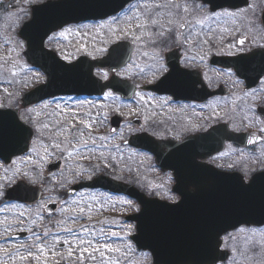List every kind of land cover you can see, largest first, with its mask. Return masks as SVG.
I'll use <instances>...</instances> for the list:
<instances>
[{"label": "flooded vegetation", "instance_id": "1", "mask_svg": "<svg viewBox=\"0 0 264 264\" xmlns=\"http://www.w3.org/2000/svg\"><path fill=\"white\" fill-rule=\"evenodd\" d=\"M123 1L21 0L16 14L27 11L24 21L32 23L31 44H41L46 62L57 59L74 62L82 56L96 59L110 52L108 68L96 69L95 73L109 79L117 61L121 68L115 73L127 85L123 97L112 90L102 95L58 94L22 108L21 98L15 105L3 104L0 75V109H14L21 116L31 112L25 121L33 129L26 155L13 157L9 164L0 157V174H4L0 176V192L4 193L0 205L17 210L42 206L44 211L45 205L54 201L60 209L52 217L60 215L61 205L74 185L99 175L114 177L116 144H122V158L128 167L123 180L150 197L171 203L178 202L181 194H194L209 186L212 170L235 174L247 183L264 171V0H129L124 9L114 14L81 19L46 31L60 21L58 17L64 8L61 4L105 7ZM173 4L181 7L175 8ZM145 5L150 7L145 10ZM110 7L111 12L118 9L117 5ZM39 10L43 15L36 20L35 11ZM148 11L150 14H146ZM225 12L233 15H215ZM147 15L158 17L159 25L136 28L135 24L144 23L143 17ZM128 16L139 20L128 21ZM206 16L210 18L203 24L196 22ZM169 19L173 20L172 24H168ZM226 22H231L228 30L224 29ZM180 24L184 27L180 28ZM168 28L172 30L165 31ZM161 31H165L164 36L158 35ZM61 32L67 38L61 37ZM137 36L141 38L136 39ZM241 40L243 44L239 43ZM161 64L166 72H160ZM42 78L44 82L47 75ZM131 86L135 87L133 93ZM116 99L123 104L117 133L113 131ZM40 109L43 115L36 120L33 113ZM81 121L89 123L91 128ZM40 132L44 139L39 146L37 143L43 136ZM81 132L89 141L87 147L77 143ZM57 143L59 148L52 147ZM29 155L35 157L29 160L28 173L18 168L21 175L12 177L10 173H16L11 170L13 165L20 157ZM54 162L58 164L52 167ZM133 164H139L136 174L143 183H136L131 177V174L136 176L130 171ZM56 175L62 176L61 184L65 179L74 180L61 185L53 181ZM145 179L149 180L148 184ZM19 180L25 181L38 199L29 206L4 198L6 191ZM91 192L113 196L102 189L80 190L75 196ZM124 198L140 209L135 200ZM0 222L1 232L6 225L3 220ZM246 228L253 226H243L240 230ZM17 231L0 236V244L20 242L13 236ZM238 244L242 246L243 238H239ZM1 263L24 264L17 257Z\"/></svg>", "mask_w": 264, "mask_h": 264}, {"label": "water", "instance_id": "2", "mask_svg": "<svg viewBox=\"0 0 264 264\" xmlns=\"http://www.w3.org/2000/svg\"><path fill=\"white\" fill-rule=\"evenodd\" d=\"M127 1L118 4V9ZM61 7L64 8L58 17L60 21L48 27L46 31H53L83 17L91 18L90 16L111 12L105 9L97 11L90 7L84 8L78 3L62 4ZM41 14L40 10L35 11L36 17ZM29 27L30 24H26L20 32L25 39L30 37ZM30 50L34 53V58L30 57ZM40 51L41 44H37L30 46L25 54L30 61L42 67L48 74L49 81L28 93L24 97L25 104L59 93L100 94L109 87L114 88L116 92H124L123 82L118 78L104 83L93 76L95 67L103 68L109 64L107 58L95 62L82 58L72 64L60 62V66H49L41 61L43 58H40ZM0 113L3 117V123L0 125V155L10 157L22 154L28 149L31 137L25 134L27 128L18 122L16 117L7 125L6 121L11 119V112L3 110ZM118 124L119 120L116 119L115 130ZM86 186L105 187L114 192L131 194L142 199L144 204L152 202L145 200L144 196L139 197L135 190L110 179L100 178ZM20 191V187L16 186L10 196L22 201L29 200L28 193ZM184 199L189 202V208L178 207L169 213L168 208L164 210L170 216L158 222L156 234H150L151 236L148 232L154 233L156 228H148L146 233L140 225L139 215L132 217L138 222V233L132 238L140 248L152 251L154 264H215L228 257L227 251L220 249L221 236L225 232L242 224H264V177H259L247 185L233 175L216 173L211 176L209 186L194 194L185 195ZM160 208L164 209L163 206Z\"/></svg>", "mask_w": 264, "mask_h": 264}, {"label": "rangeland", "instance_id": "3", "mask_svg": "<svg viewBox=\"0 0 264 264\" xmlns=\"http://www.w3.org/2000/svg\"><path fill=\"white\" fill-rule=\"evenodd\" d=\"M9 1L11 2L12 0H0V75L2 77L1 80L3 81V104L15 105L16 100L20 99V97L24 93L21 90L26 89V87L33 86L34 82L36 81H42L43 76L41 75V72H35L34 70H31L29 68L28 64L26 63L25 57L23 56L25 43L24 41L16 37L18 36L16 34L17 29L19 28L22 21L27 18V11H22L20 13L17 12V14L16 12H10L8 5ZM146 14H150V11H148ZM151 19L153 18H150L149 15H147L145 18L143 17L144 23L147 25L146 28L152 25L150 23ZM155 19H157L158 21L160 20L158 17H156ZM230 23L231 22L224 23V29L228 30V25ZM157 25H159V23ZM83 51H87V48L83 47ZM103 53L105 54V52ZM118 102L119 101H117L116 99L115 112L121 114L123 112V104H119ZM37 113H39V115H37ZM30 114L31 112H24L22 118L24 120H27ZM42 115L43 110H36V112L33 113V116L36 120H40ZM40 134L43 135V132H40ZM41 138L42 139L40 140V142L37 143V145L39 146L43 145L41 141L44 139V135L41 136ZM117 140L118 139L116 136L115 143H117ZM109 148L113 149L114 146H110ZM55 156H57V154L52 155V157ZM29 157L30 155L22 158L20 157L17 160V162L11 169L16 170V173H10L12 177L17 178L21 175L18 172V168L24 169L26 173H28V168L31 165L29 164L31 161V159L29 161ZM31 157L35 156L31 155ZM119 157L120 159H115L113 163L116 174L114 177L124 179V171L128 167H126V162H124L122 155ZM44 160L45 159H42L41 161ZM133 160L135 161V159ZM36 165L41 167V164L39 163H36ZM109 165H111L110 162ZM109 167L111 168L112 166ZM130 167V171H134L135 174L137 173V171H139V164L136 166L133 164ZM1 175L4 174H0V176ZM131 177L135 179L136 183H143V179L138 180L137 174L136 176L131 174ZM52 178L54 182L60 183L62 176L56 175ZM73 180L74 179L71 178L65 179V182L63 184H60L65 185ZM145 182L148 184L149 180L145 179ZM123 201L124 200L121 197H115L114 199L101 194L99 195L97 193H86L84 195L67 199L65 206L63 207L64 211H62L60 215H57L55 217L47 216L44 211H42V206H34L29 209L22 208L18 210L15 208H10L8 206L2 207L1 211H3L4 213L3 215H0V220L4 221L3 224L6 225V227L1 230L0 236H3L8 232H14L16 230L28 231L30 232V236L18 243L12 242L0 244V264H2L1 262L3 261V259L7 257H18L20 259V255L26 256L28 249L22 246L33 243L41 244L42 241L47 245H55L54 256L51 252H49L46 261L44 256L40 257V261H37L34 258H29L23 261L20 259V261L24 264H55L60 261H64L66 264H81L78 251L74 252V255L72 257H68L69 245L66 244L64 248H58L57 245L59 243H56V238H59L60 242H63L67 239L71 241L74 247L78 243L76 236L93 240L94 243H109L113 247H119L121 249L120 252H109L102 249V251H104L105 253L104 257H101L100 253L96 252L93 254L95 255V260L91 259L89 255L85 253L83 264H115V262L117 261L118 264H151V258L149 257L148 253L147 255H145L138 252L134 243H132L131 239L128 238V235L135 233V225L133 223L125 222L124 215L128 212H132L136 209V207L133 202H131V205H129L125 203V201ZM78 206L89 209L88 214H90L91 219H98V222H96L97 225L94 224L85 226L92 232L96 233V235H89V233L84 232L80 229V225L89 219H87L86 216H77L75 212L69 211V209L77 208ZM106 212H111L112 217L105 216L104 213ZM9 215L13 216L6 217ZM61 221H63V223H61ZM66 227L73 228L75 236L66 231H63V229ZM100 229H104L105 233L116 232L119 234V236H101L99 234ZM45 231L48 232L47 236L43 235ZM243 232H245V230ZM243 232L237 235L232 234V236L227 238V247L232 252V257L226 264H264V227L250 231V233L247 234L246 239L243 238L241 249L243 250V252H246L245 254H241L237 247L240 246L238 244V240ZM33 234L40 236L42 240H35ZM252 250L259 251V255L247 254V252H250ZM10 251L12 252L10 253ZM31 251L33 253V256L39 255L36 248H32ZM89 251H91V249ZM5 252H7L8 254L6 255ZM17 253H19L20 255H18Z\"/></svg>", "mask_w": 264, "mask_h": 264}, {"label": "snow or ice", "instance_id": "4", "mask_svg": "<svg viewBox=\"0 0 264 264\" xmlns=\"http://www.w3.org/2000/svg\"><path fill=\"white\" fill-rule=\"evenodd\" d=\"M167 6L168 5H165V7H167ZM172 6L175 7V8H180L181 7V5H179V4H173ZM144 7H145V10H147L150 6L145 5ZM156 7H161V5H156ZM187 10L188 9L185 6L184 11H187ZM215 15L217 17H219L220 15H226L227 16V15H233V14L225 12V13H216ZM209 18L210 17L206 16L203 19L197 20L196 22L200 23V24H203L205 22V20H207ZM133 19L139 20L138 17H135V18L132 17V16H128L127 17L128 21H132ZM150 23L152 25H157L160 22L157 19H151ZM172 23H173V20L169 19L168 20V24H172ZM146 26L147 25L145 23H143V22H137L135 24V27L136 28H140V29H143ZM179 27L183 28L184 24H180ZM161 28H163L162 24H161ZM171 30H172L171 28L165 29V31H168V32H170ZM65 31H70V30H65ZM165 31H161L160 33H158V35L164 36L165 35ZM59 35L61 37L67 38V36L65 35V32H61ZM140 38L141 37H139V36L136 37V39H140ZM239 43L243 44L244 41L241 40V41H239ZM200 59L203 60V56H201ZM159 70H160V72H166L167 71L166 67L163 64L160 65V69ZM229 75H231V74L229 73ZM106 78H107V74L105 73V79ZM108 95H111V93H109ZM37 115H39V113H37ZM81 123H83L86 128H91V125L89 123H86L84 121H81ZM43 127L44 128H48V125L44 124ZM73 127H74V125H73ZM83 137H84V133L81 132L79 137L77 138V143H79L81 147H87L89 141L87 139H84ZM89 139H91L90 136H89ZM100 139L103 140V139H106V138L105 137H100ZM92 142L95 143L94 140ZM53 147L54 148H59L60 145L58 143L57 144H53ZM33 151H35V149H33ZM45 152H47V149H45ZM69 155H71V153H69ZM30 159L31 158L29 157V160ZM13 163H15V162H13ZM89 178H91V177L89 176ZM2 195H4V193L0 192V196H2ZM73 203H75V202H73ZM125 203L131 205V201H125ZM61 211H64V209H62ZM69 211L75 212L77 216H82V217L86 216L87 219H89V220L91 219L90 214H88L89 213V209H86L85 207H79L78 206L77 208L69 209ZM61 223H63V221H61ZM80 229L83 230L84 232L89 233V235H93V236L96 235V233L92 232L89 228H86L83 224L80 225ZM63 231H66V232H68L70 234H73V236H75L73 228H71V227H66V228L63 229ZM99 234L101 236H104V237H107L109 235L113 236V237L119 236V234L116 233V232L105 233L104 229H100V233ZM33 235L35 237V240H42V238L40 236H37L35 234H33ZM43 235L47 236L48 232L45 231L43 233ZM76 239H77L78 243L74 247H73L71 241H69L67 239L64 240L63 243L69 245L68 257H72L74 255V252H76V251L79 252V259L81 261V264H83V260L85 258L84 257L85 253H87L91 259L95 260V255H93V254L96 253V252H99L100 256L104 257L105 253H104V251H102V249L103 250H107L109 252H120L121 251V249L119 247H113L109 243H102V244H100L99 242L94 243L93 240L84 239V238H81V237H78V236H76ZM56 243H60L59 238H56ZM22 247H26L28 249L26 256L25 255H20L19 253H17L18 255H20V259L22 261L26 260V259H29V258H34L35 260L40 261V257L41 256H44L45 257V261H46L49 252H51L53 256L55 255V251H54L55 245H47L43 241H42L41 244L33 243V244H29V245L22 246ZM32 248H36V250L39 253V255L33 256V253L31 251ZM90 249H91V251H89ZM5 254L7 255L8 253L5 252ZM115 264H118V261L115 262Z\"/></svg>", "mask_w": 264, "mask_h": 264}]
</instances>
